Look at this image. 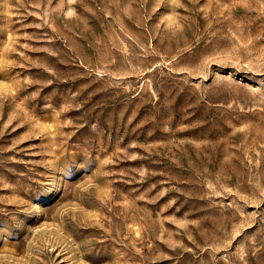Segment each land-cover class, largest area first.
Listing matches in <instances>:
<instances>
[{
	"label": "rangeland",
	"instance_id": "obj_1",
	"mask_svg": "<svg viewBox=\"0 0 264 264\" xmlns=\"http://www.w3.org/2000/svg\"><path fill=\"white\" fill-rule=\"evenodd\" d=\"M0 264H264V0H0Z\"/></svg>",
	"mask_w": 264,
	"mask_h": 264
}]
</instances>
